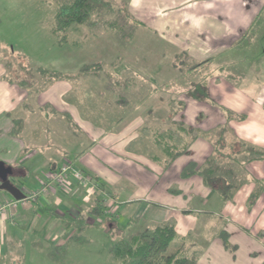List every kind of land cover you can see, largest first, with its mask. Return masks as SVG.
<instances>
[{"label":"crops","instance_id":"crops-1","mask_svg":"<svg viewBox=\"0 0 264 264\" xmlns=\"http://www.w3.org/2000/svg\"><path fill=\"white\" fill-rule=\"evenodd\" d=\"M128 9L155 40L143 57L131 48V68L140 70L146 59L152 77L133 79L135 90L123 91L127 96L119 89L109 94L110 79L103 84L87 81L90 76L46 88L37 80L31 91L23 90L10 81L0 45V205L15 200L1 188L3 180L24 196L42 191L34 203L0 212V264L24 263L23 232L33 248L50 243L48 257L60 247L62 258L78 248L70 238L88 228L129 239L163 223L175 228L172 246L184 242L198 252V264H264V161L246 162L245 183L229 199L199 176L180 177L187 163L202 164L217 146L264 150V136L247 130L255 125L264 132V0H128ZM258 16L254 37L240 48ZM79 27L72 30L78 38ZM179 51L198 63L211 60L210 100L169 87L175 80L169 62ZM72 52L66 53L77 70ZM96 82L105 88L95 89ZM120 97L128 101L117 103ZM177 123L192 129L195 139L189 156L167 165L154 133ZM180 137L175 142L182 144L186 137ZM66 161L94 177L100 190L88 195L72 178L47 186ZM81 217L83 224H73ZM221 233L233 249L225 248Z\"/></svg>","mask_w":264,"mask_h":264},{"label":"trees","instance_id":"trees-1","mask_svg":"<svg viewBox=\"0 0 264 264\" xmlns=\"http://www.w3.org/2000/svg\"><path fill=\"white\" fill-rule=\"evenodd\" d=\"M113 4L112 0H57L50 29L56 38V43L61 45L66 42L67 33L71 27L81 26L93 30L103 25L114 28L116 36L120 37L119 41L123 40L124 45L125 43L127 45L135 34V29L138 26H143V24L130 14L128 0L126 3H117V11L115 13ZM104 11L113 13L116 17L105 19L102 16ZM261 22V16H258L240 42L246 39L245 43H250ZM121 45L123 46L122 43ZM239 47L245 48L242 47V42ZM210 63L211 60L202 63L195 62L186 52L176 53L171 67L175 73L180 75V78L175 80L169 87L182 86L184 93L193 100H210L208 91L211 77V72H208ZM5 66L9 72L10 81L27 91H31L34 88V82L37 80L42 82L43 88H46L54 82L68 81L74 77H98L103 69V64L99 61L83 65L76 75L51 72L43 68L34 69L28 64H19V67H16L10 60L6 61ZM119 84L120 81L116 83V86H119ZM127 101V99L123 100L120 97L117 103L121 102V104H124ZM180 136L183 140L184 136L186 137L182 144L175 142V139L178 138L179 140ZM194 139L193 130L183 126L181 123H177L170 129L162 131L156 129L154 133V142L166 156L167 165L172 164L179 157L189 156L190 144ZM250 160L264 161V150L246 147L243 143L236 145L235 148L230 147L223 150L217 146L214 147L213 153L202 164L193 161L187 163L181 170L180 177L181 179H188L193 176H199L206 187L212 188L223 198L229 199L245 183L243 177L245 165ZM65 164L72 166L68 161ZM79 171L86 175L84 171ZM88 176L97 184L99 189V184L94 177L89 174ZM257 195L258 190L251 195V201ZM98 204V206H101L100 203ZM83 220L84 218L81 217L73 221V224L75 223L76 225L78 222L83 224ZM219 237L225 248L233 249L228 244L225 233H221ZM175 239L174 226L170 223H163L147 228L129 239L123 236L115 237L109 245L108 253L120 260L121 264H198V252L190 250L182 241L172 246V242ZM70 240L78 243L86 242L80 234L73 235ZM55 252L59 253L60 247L50 253V257L55 256Z\"/></svg>","mask_w":264,"mask_h":264},{"label":"rangeland","instance_id":"rangeland-1","mask_svg":"<svg viewBox=\"0 0 264 264\" xmlns=\"http://www.w3.org/2000/svg\"><path fill=\"white\" fill-rule=\"evenodd\" d=\"M126 2L127 0H112V3H114V13L117 11V3ZM56 6L57 0H0V45L4 47V59L6 61L10 60L16 67H19V64H28L34 69L43 68L51 72L58 71L67 75L77 74L82 65L96 61L103 62V69L100 71L98 77H80V79L74 77L72 80L74 83L76 80H79L76 82L79 84L85 78H87V81L88 79H102L104 84V81L110 79L107 83L109 87L108 93H114L116 95L119 92L122 97L123 95L127 96L123 91L132 93L135 90L134 85H132L134 82L133 79H151L152 75L148 68V61L146 59L141 60L146 66L139 64L138 67L140 70L135 71L130 66L132 59L130 56L132 54L131 48L135 46L134 51L136 54L133 56L138 57V55L142 54L141 57H143L145 54V46L155 40L153 33L147 31L142 26H138L130 42L124 45V41H119L120 37L116 36L117 34L114 28L103 25L93 30L79 27L83 33L79 37L81 39H79L78 34L72 32L76 28L74 26L69 29L66 42L58 45L55 36L50 31ZM102 16L105 19H113L116 17L115 14L106 11L103 12ZM68 50H73L74 53L72 52V54L75 55L76 63L80 62L77 70L73 60L74 57L71 59V57H68L70 54L66 53ZM174 57L175 55L171 57L169 62L170 67ZM153 70H155L154 67ZM171 72L173 73V79L177 80L180 78V75L175 73L172 67ZM72 80L69 81L71 82ZM119 81V86H116V83ZM103 84L101 85L96 82L95 89L97 87L104 89ZM156 85L158 84L156 83ZM140 86L142 88V85ZM152 87L157 91H163L167 86L158 87L153 85ZM118 89L119 91L117 92ZM147 102L145 101L144 104ZM86 175L89 177L88 173ZM71 178L69 176L67 181L69 182ZM54 184H51V187L58 186ZM63 185H66V183ZM93 195L95 193L91 196ZM110 205L109 203L106 209ZM82 236L86 242L79 243V245L77 243L78 248L75 250L71 249L70 252L72 254L68 257L61 258V253L55 252V256L50 257L49 254L50 259L48 253L45 251V248L50 247V243L41 242L37 247L33 248L32 243L24 236L23 232L20 238L25 240L26 244L22 248L24 263L21 260V264H121L120 260L108 253V248L112 240L111 235L104 234L98 227H93L85 230ZM41 246H44L43 249H41Z\"/></svg>","mask_w":264,"mask_h":264},{"label":"built area","instance_id":"built-area-1","mask_svg":"<svg viewBox=\"0 0 264 264\" xmlns=\"http://www.w3.org/2000/svg\"><path fill=\"white\" fill-rule=\"evenodd\" d=\"M69 176L76 180L81 189L89 195H92L99 190L97 184L90 177H87V175H85L83 172L73 168L69 164H63L57 172L50 174L47 178V186L53 183H55L54 185L62 186L67 182V178ZM41 193L42 191H35L31 192L27 196H24V198L21 200H11L4 202L0 205V212L5 211L6 208L15 209V207L19 204L25 205L27 203L33 202Z\"/></svg>","mask_w":264,"mask_h":264},{"label":"water","instance_id":"water-1","mask_svg":"<svg viewBox=\"0 0 264 264\" xmlns=\"http://www.w3.org/2000/svg\"><path fill=\"white\" fill-rule=\"evenodd\" d=\"M2 189H5L6 191L9 192V194L13 197V199L15 200H21L24 198V195L14 186H12L9 181L7 180H3L2 185H1Z\"/></svg>","mask_w":264,"mask_h":264},{"label":"clouds","instance_id":"clouds-1","mask_svg":"<svg viewBox=\"0 0 264 264\" xmlns=\"http://www.w3.org/2000/svg\"><path fill=\"white\" fill-rule=\"evenodd\" d=\"M249 134H251L252 132H256L261 136H264V132H262L260 129H258L255 125H251L248 129Z\"/></svg>","mask_w":264,"mask_h":264}]
</instances>
